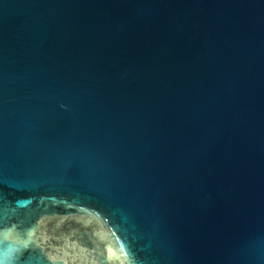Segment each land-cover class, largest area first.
<instances>
[{
	"label": "water",
	"instance_id": "water-1",
	"mask_svg": "<svg viewBox=\"0 0 264 264\" xmlns=\"http://www.w3.org/2000/svg\"><path fill=\"white\" fill-rule=\"evenodd\" d=\"M5 238L15 264H264V0H0Z\"/></svg>",
	"mask_w": 264,
	"mask_h": 264
},
{
	"label": "clouds",
	"instance_id": "clouds-1",
	"mask_svg": "<svg viewBox=\"0 0 264 264\" xmlns=\"http://www.w3.org/2000/svg\"><path fill=\"white\" fill-rule=\"evenodd\" d=\"M11 241L8 238H5V246L0 247V264H15V258L11 252V249L7 247ZM26 247V243L24 244Z\"/></svg>",
	"mask_w": 264,
	"mask_h": 264
}]
</instances>
